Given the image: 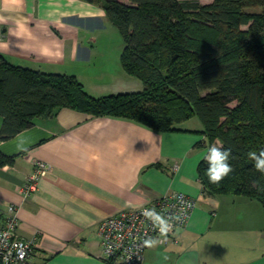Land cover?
Segmentation results:
<instances>
[{"label":"crops","instance_id":"1","mask_svg":"<svg viewBox=\"0 0 264 264\" xmlns=\"http://www.w3.org/2000/svg\"><path fill=\"white\" fill-rule=\"evenodd\" d=\"M107 26L102 7L83 0H0V54L15 65L75 75L94 96L140 91L123 69H83ZM178 126L159 131L67 107L36 118L0 140V151L13 156L0 167V228L14 204L20 236L35 237L31 264H120L104 258L99 222L182 191L196 199L187 224L175 231L176 242L149 244L142 264H264V207L244 195L204 194L196 172L208 149L202 123L191 117ZM35 160L51 169L24 199L18 188Z\"/></svg>","mask_w":264,"mask_h":264},{"label":"trees","instance_id":"2","mask_svg":"<svg viewBox=\"0 0 264 264\" xmlns=\"http://www.w3.org/2000/svg\"><path fill=\"white\" fill-rule=\"evenodd\" d=\"M83 1L100 5L117 28L122 68L142 89L94 96L75 75L15 65L0 54V140L62 107L159 131L182 130L180 123L197 117L203 144L219 142L234 157V171L219 185L209 183L204 157L199 161L202 192L244 195L264 207V175L247 155L264 149V11L244 10L264 0ZM12 160L0 151V167Z\"/></svg>","mask_w":264,"mask_h":264},{"label":"built area","instance_id":"3","mask_svg":"<svg viewBox=\"0 0 264 264\" xmlns=\"http://www.w3.org/2000/svg\"><path fill=\"white\" fill-rule=\"evenodd\" d=\"M3 36L0 28V38ZM50 165L35 160L18 192L24 199L37 188L39 178L50 171ZM196 207V199L182 191H171L144 205L123 209L103 218L98 233L106 260L120 264H142L144 251L152 242L166 245L176 242L175 231L185 227ZM17 206L10 204L0 228V264H31L35 237L24 238L18 232ZM164 223H161V219Z\"/></svg>","mask_w":264,"mask_h":264},{"label":"rangeland","instance_id":"4","mask_svg":"<svg viewBox=\"0 0 264 264\" xmlns=\"http://www.w3.org/2000/svg\"><path fill=\"white\" fill-rule=\"evenodd\" d=\"M125 1V0H123ZM212 0H199L202 4L210 3ZM244 10L249 13H259L264 11V6L260 5H247ZM244 25L242 28H246ZM102 40L98 46H95V54L91 61L83 66V69H117L122 70L120 54L123 49V40L117 30V28L108 21V26L104 32H102ZM132 79L141 85V81L138 78L132 77ZM110 94V93H109ZM196 121H199L195 117Z\"/></svg>","mask_w":264,"mask_h":264},{"label":"clouds","instance_id":"5","mask_svg":"<svg viewBox=\"0 0 264 264\" xmlns=\"http://www.w3.org/2000/svg\"><path fill=\"white\" fill-rule=\"evenodd\" d=\"M219 143V142H217ZM248 158L254 162V168L257 172L264 175V149L257 151H250L247 153ZM232 156V150L230 148H224L211 145L207 149V153L204 156V162L206 163V176L210 184L219 185L224 179H226L233 171L232 165L229 163ZM254 186L260 190V184L258 181L254 182ZM161 219V223L164 221Z\"/></svg>","mask_w":264,"mask_h":264}]
</instances>
